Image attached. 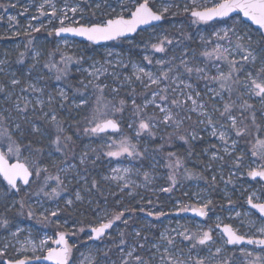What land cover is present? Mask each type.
<instances>
[{
	"label": "snow or ice",
	"instance_id": "6c2138e0",
	"mask_svg": "<svg viewBox=\"0 0 264 264\" xmlns=\"http://www.w3.org/2000/svg\"><path fill=\"white\" fill-rule=\"evenodd\" d=\"M181 8L190 25L224 26L212 24L208 35L193 36L182 25L169 33L163 24ZM28 12L24 7L19 15ZM36 12L31 21L39 26L30 21L22 32H12L27 40L22 51L17 45L15 61L9 60L11 51L0 58V229L17 240L26 234L17 252L33 255L4 258L10 247L4 243L0 264H76L79 247L69 239L80 240V233L88 248L80 264H236V251L241 264H264V0H191L183 6L176 0H62L61 7L42 0ZM41 17L48 18L47 25ZM7 19L18 27L17 16ZM42 30L61 40L50 48L38 46L33 34ZM65 35L90 45L126 43L128 51L109 48L98 60L72 51ZM197 40V47L185 43ZM197 143L207 146L196 153ZM105 158L108 167L100 172ZM157 178L166 180L158 189L166 194L185 181H203L200 191L183 193L192 202L172 200L171 210L204 221L215 212L212 193L222 183L227 210L234 212L229 219L239 226L217 215L214 226L177 221L171 227L170 221L151 238L145 232L157 228L152 221L128 231L137 211L156 221L170 214L144 196L135 208L124 204L140 188L155 195L149 186ZM240 180L261 186L259 195L256 190L247 195L249 210L243 213L228 191ZM105 189L116 207L108 206ZM49 202L55 207L46 206ZM63 213L76 217L71 225L54 219ZM89 213L94 222L79 219ZM26 220L44 228L55 224L56 239L46 236L37 245L31 238L35 229L21 227ZM117 222L123 228L114 233ZM245 227L259 236L242 232ZM49 240L56 247H47ZM227 246H234L231 255ZM113 251L119 254L115 260Z\"/></svg>",
	"mask_w": 264,
	"mask_h": 264
},
{
	"label": "rangeland",
	"instance_id": "374dc122",
	"mask_svg": "<svg viewBox=\"0 0 264 264\" xmlns=\"http://www.w3.org/2000/svg\"><path fill=\"white\" fill-rule=\"evenodd\" d=\"M42 2V0H0V5H2L3 7H0V17H3L2 19H0V36H8L10 37L9 39H0V58H3V53L5 51H11V56L9 57V60L14 62L16 59V49H17V45H20L21 47L19 48L20 51L23 50L22 45L27 43L26 38L21 35V36H12V32L19 30V31H23L24 27L31 21V17L33 15H38V13L36 12V6ZM54 2L57 4V7H61L62 6V0H54ZM69 3H73L75 2V0H68ZM177 3H180L182 6L184 3H189L191 5V0H176ZM198 3L203 2V0H197ZM10 4H15V7H9ZM24 7H28L29 8V12L25 13L24 15H19L20 12L23 11ZM50 11V9H48ZM13 15V16H17V19L19 21V25L16 28H13L10 26L7 17ZM71 15V14H70ZM41 20L47 25L48 24V18L47 17H41ZM33 24H36L37 26H39L40 21H31ZM229 24L231 23V21L228 22ZM248 23V22H246ZM212 24H215V26L217 28L224 26L222 24L216 23V22H210L209 25H190V21H189V14H186L183 12L182 8L180 10V14L174 17H169L168 22H165L163 24L164 28L168 29L169 33H175L176 30L182 25L185 29V31L190 32L193 36H198L199 34H204V35H208L212 30ZM52 25H49V28ZM253 28H255L254 26H252ZM36 38H37V45L41 46V47H53L55 45L56 42L60 41L61 38L58 37H49L47 35V31L42 30L40 33H34L33 34ZM142 36H147V33H142ZM140 37H137V39H139ZM63 39H67L70 42V47L72 51H76L78 53H84L86 55H90V56H94L96 59H101L104 57L106 49H113V51H121L122 49L125 51V53H127L128 51V45L126 43H120V42H115V41H109V42H105L103 44H99V45H90L88 41L86 40H81V39H77L71 36H64ZM185 43H188L191 47H197L198 44V40L196 44H193L192 42L186 41ZM79 45V48H76V45ZM136 50H133V52L135 53ZM178 54V53H177ZM157 57H160L163 54H156ZM139 55H134L133 59L134 60H139ZM14 67H19L18 65H15L13 63ZM85 67H87V64L84 65ZM76 77L78 78H83L82 74L76 73L75 74ZM109 83H111V78H109ZM58 86H60L58 84ZM203 87V84H201V88ZM125 132L128 131L124 130ZM113 135H118V134H113ZM89 141L87 139L84 140V143H88ZM206 144H203V147H206ZM202 147V148H203ZM241 147H243V144H241ZM127 161H122V165H127ZM196 164L195 161L192 162V164H189V167H192ZM113 166H115V162L113 164ZM108 167V160L107 158L104 159V161L101 163L100 172H105L106 169ZM164 170H161V175H163ZM133 179H136L138 182L140 181V178L138 177H133ZM0 183L2 182V178H0ZM241 185L243 187H241ZM161 186H166V180L163 178H157L156 181L149 186L150 189H155L156 194L153 195V192L148 190V189H144V188H140L137 189L136 191L139 193V195L135 196V198H129V197H124V204L127 207H132L135 208L137 207V201L140 200L141 196H144L145 198H151L154 203H159L160 205L163 206L165 211H168L170 214L166 217L161 218V220L156 221L154 220L152 217H147L145 214L140 213V212H136L134 213L135 219H136V223L131 224V227L128 229V231H131L132 228H142L143 225L148 222V221H152L153 223L156 224L157 228L153 229L152 232H148L146 231L145 234L149 235V237H152L153 232H156L158 234V230L162 231L163 228L165 226L169 225V222L171 221V227H176V222L179 221L181 224H185L188 223L189 221L192 222H200V223H205V225H212L214 226L216 219L215 217L217 215L220 216L221 220H223L224 223H231L233 224L234 227H238L239 226V221L236 219H229V217H234V212H229L227 210L228 205H227V200L223 198V190H224V185L221 183L219 184V187L217 188V190L215 192L212 193V198L214 200V203L216 205L215 207V212L214 213H210L211 219L204 221L203 218H197L193 215L187 214V213H181L179 215H175L174 212H172L171 210V202L172 200L175 199H181L184 200L186 203H190L192 202L193 198L189 197H177L173 193L171 194H166V193H160L158 191L159 187ZM180 188L182 186H179ZM204 182L203 181H190L187 184V187H185V191L189 192L190 194L192 192H197L200 191V189L204 188ZM260 184H257L255 181H250V180H240L237 182L236 184V190L233 191L232 186L229 185L228 186V191L231 194V198L232 200L235 202L234 203V207L236 211H240V212H245L249 210V206L246 204V197L248 194H250L251 191L256 190L257 194L259 195V190H260ZM245 189H247V191H245ZM112 191H115V187L113 186ZM184 191V192H185ZM183 192V193H184ZM105 194L108 195V190L105 189ZM157 197H159V200L157 201ZM101 205H104V201L101 200ZM48 207H55V204L53 202H49L48 205H46ZM108 206L111 207H116L115 205V197H113L112 195H108ZM151 207V206H149ZM223 209V210H222ZM255 210H251L249 212V216L250 218L256 222L257 226H259V220L257 219L258 217V213L256 215H252V213H254ZM54 219H59V221L61 223L64 222L65 219H68L69 221V225L72 224L73 220L76 219L75 216L69 217L68 213H63L61 214L58 218H54ZM79 219H88L87 222L91 221L94 222L95 221V217L91 215V213L87 214L86 217H79ZM242 219L245 220V223H247L248 218L246 217H242ZM86 222V223H87ZM21 227H24L26 229H32L34 228L35 230L32 232L31 234V238L35 241V243L37 245H39V242L41 239H44L46 236L51 237L52 240L56 239V227L55 224L44 228L40 225H37L36 222L33 221H23V223L21 224ZM117 228H123V225L120 224V222H117V225L114 227L113 231L115 233ZM59 230H67V231H71V228L68 229H59ZM242 232L248 233V234H252L255 233V228H252L251 231L248 228H243L241 229ZM257 236H259V233H255ZM80 240H77L75 237H72L69 239V243H77L78 247H79V251L74 250V257L76 258V264H80V261L83 259V257H81L80 253H84L85 256L88 255V248L87 246L82 244L83 240L87 239V236L85 233H80ZM27 235L26 234H22L19 239H14L11 237V235L5 231H3L2 229H0V248L3 247L4 243H10V247L7 250V257L4 258H17L18 256L22 257L23 255H28V256H32L33 253L29 250L27 253H18L17 249H19L22 244L24 243V241L27 239ZM118 238V237H117ZM91 243V242H89ZM217 244L218 246H222V241L219 240V238L217 237ZM97 246L99 247H103V243L101 242H97ZM47 247H53L54 248V243L51 242V240H49ZM229 251L226 253L227 255H231L232 254V250L234 248V246H227ZM236 248L240 247V246H235ZM243 247H247L249 250H251L253 248V246L251 245H243ZM30 248V246H29ZM257 251H259V249H257ZM37 255H41L43 253L41 252H37ZM118 253H116L115 251H113L112 253H110V256L112 257V259H117L118 258ZM242 257L240 256V253L238 251H236L235 254V260H236V264H241L242 261ZM34 264H51L49 262L46 261H35ZM71 264V262H70Z\"/></svg>",
	"mask_w": 264,
	"mask_h": 264
},
{
	"label": "trees",
	"instance_id": "16d2710c",
	"mask_svg": "<svg viewBox=\"0 0 264 264\" xmlns=\"http://www.w3.org/2000/svg\"><path fill=\"white\" fill-rule=\"evenodd\" d=\"M125 120H127V116L125 117ZM123 130H127V127H126V123H125V126L123 128ZM241 144H243V142H241ZM202 147H203V144L202 143H197L196 146H195V152L196 153H199L201 150H202ZM181 152H183V148H180L179 149ZM192 164V163H191ZM193 167V166H192ZM207 175V173H206ZM190 181H185L183 182V185L182 187L180 188L179 186L177 187L176 190H174V194L178 197H182L184 198L185 196H183V192L185 191V187H187V184L189 183ZM85 222L88 221V219H84Z\"/></svg>",
	"mask_w": 264,
	"mask_h": 264
},
{
	"label": "water",
	"instance_id": "95a60500",
	"mask_svg": "<svg viewBox=\"0 0 264 264\" xmlns=\"http://www.w3.org/2000/svg\"><path fill=\"white\" fill-rule=\"evenodd\" d=\"M247 22V21H246ZM248 23H250V22H248ZM254 26V25H253ZM255 27V26H254ZM65 36H70V35H65ZM72 37V36H71ZM74 38H77V39H81V40H84L83 38H81V37H74ZM107 42H109V41H107ZM103 43H105V42H101L100 44H103ZM97 45H99V44H97ZM187 214H190V215H193L194 216V214L193 213H191V212H188ZM196 217V216H195ZM197 218H200V217H197ZM54 247H56V245L54 244ZM41 261H43V260H41ZM46 262H49V263H51L52 264V262H50V261H46Z\"/></svg>",
	"mask_w": 264,
	"mask_h": 264
}]
</instances>
